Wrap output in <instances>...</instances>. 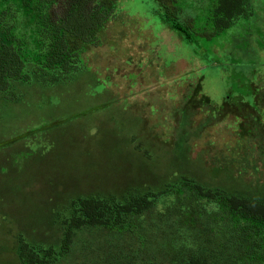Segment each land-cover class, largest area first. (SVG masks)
Masks as SVG:
<instances>
[{
  "label": "rangeland",
  "instance_id": "1",
  "mask_svg": "<svg viewBox=\"0 0 264 264\" xmlns=\"http://www.w3.org/2000/svg\"><path fill=\"white\" fill-rule=\"evenodd\" d=\"M216 2L178 0L181 17L202 28ZM249 4L250 16L190 42L155 0H118L70 82L42 84L28 59L31 80L13 84L23 100L8 102L0 91V218L10 220H0V264H18L19 233L59 251L62 218L78 196L124 200L187 175L264 200V0ZM67 5L57 0L53 17ZM10 11L30 55L35 11L17 0ZM225 99L247 101L254 111L220 116ZM182 233L156 211L121 229L83 228L53 264H178Z\"/></svg>",
  "mask_w": 264,
  "mask_h": 264
},
{
  "label": "trees",
  "instance_id": "2",
  "mask_svg": "<svg viewBox=\"0 0 264 264\" xmlns=\"http://www.w3.org/2000/svg\"><path fill=\"white\" fill-rule=\"evenodd\" d=\"M12 0H0V91L8 102H21L15 81L31 80L33 73L44 85L68 83L79 70L80 54L97 40L118 0H68L66 12L53 17L57 0H17L28 12L35 11L34 50L25 53L26 41L17 32L18 20L10 11ZM160 16L188 41L198 34L207 38L231 27L239 17L252 14L249 0H217L200 28L194 17L182 18L178 0H155ZM232 99V98H231ZM254 111L247 101L225 99L220 116H241ZM215 170V169H214ZM211 172L218 175L220 169ZM72 213L62 218L65 225L60 250L36 247L19 233L15 242L18 264H53L58 254L70 252L78 230L90 227L121 229L136 216L157 212L169 228L183 232L184 239L174 255L178 264H264V200L229 194L221 188H207L190 176L160 190L133 194L124 200L115 196H78L71 201ZM0 220L10 221L3 217ZM190 238L192 245H186Z\"/></svg>",
  "mask_w": 264,
  "mask_h": 264
},
{
  "label": "crops",
  "instance_id": "3",
  "mask_svg": "<svg viewBox=\"0 0 264 264\" xmlns=\"http://www.w3.org/2000/svg\"><path fill=\"white\" fill-rule=\"evenodd\" d=\"M29 134H32L33 133V131L32 132H28ZM71 190H69V192H70ZM71 193H72V191H71ZM70 196H71V194H70Z\"/></svg>",
  "mask_w": 264,
  "mask_h": 264
}]
</instances>
